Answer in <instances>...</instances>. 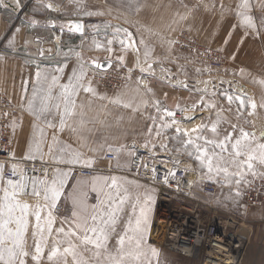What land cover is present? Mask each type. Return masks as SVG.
<instances>
[{
	"label": "crops",
	"instance_id": "crops-1",
	"mask_svg": "<svg viewBox=\"0 0 264 264\" xmlns=\"http://www.w3.org/2000/svg\"><path fill=\"white\" fill-rule=\"evenodd\" d=\"M195 1L192 4L186 0H138L131 5L121 0H33L27 11L22 9L24 0H20L19 7L16 0H3L6 7L0 6V89L22 107L21 113L9 121L10 148L13 156L20 160L49 162L55 166L54 174L57 171L67 173L64 195L58 202L62 208L53 211L56 217L54 231L51 236L45 233L44 254L39 264H52L47 254L54 243L59 242L61 250L67 247V238L56 233L55 229L63 226L67 230L68 224L63 221L70 220L73 211L83 214L73 205V199L80 193H87L85 203L90 210L92 205L106 199V193L110 191L107 185L111 184L112 178H116L121 195L124 189L127 190L128 200L123 211L118 213L115 231L110 233L108 252L116 254L118 239L129 219L134 223L135 216L139 214L138 206L133 212L137 198L143 204L147 197H151L149 224L143 244L145 256L141 258V264L166 263L164 249L158 250L151 242L157 208L156 189L144 180L128 175L134 150L156 156L161 143L174 147L177 137H182L184 142L196 136L182 135L173 126L162 127L169 124L160 119L161 116L169 118L165 116L164 109H181L197 104L200 111L197 125L204 121L207 126L199 132L200 136L217 142L224 140L227 130L223 123L218 124L216 133L211 131L212 119L217 121L219 114L221 121L230 119L231 128L236 126L239 132L243 129L254 133L253 146L264 143V107H261L264 105V83H261L264 81V55L261 51L264 32L260 40L255 22V28L248 27L241 24L242 16L238 14L234 18L229 10L221 13V9L215 10L200 0ZM48 4L52 7L48 8ZM89 12L103 15H87ZM70 20L83 21V34L65 31V24ZM53 26L61 27L65 32L59 46L52 43ZM117 27L131 33V43L125 41L127 35L123 31L116 33ZM182 31L207 46L224 51L227 63L219 78H205L197 68L201 64L193 62L185 52L172 49L173 35ZM9 41H12L11 46ZM129 44L133 46L126 47ZM101 61L127 69L136 67L140 74L129 76L122 86L110 90L91 81L88 76L87 64L94 66ZM149 64L152 65L151 70L141 71ZM187 64L192 65L189 67L194 68L193 71L196 69V76L189 73ZM81 71L84 75L80 83L84 87L91 86L95 95L85 92L83 87L78 88L71 97L75 102L74 113L65 117L61 86L69 83L74 72L80 75ZM139 76H146L144 85L139 82ZM53 77L58 79L53 82ZM208 86L214 88L210 90ZM238 86H243V89L237 91ZM227 93L228 96L241 97L245 106L241 107L236 99L230 103L225 97ZM117 97L131 103L132 107L125 108L110 102ZM30 100L33 102L32 111L28 108ZM251 102L257 105L255 110L251 108ZM45 106L47 111H42ZM81 121L85 122L82 128ZM180 150L186 155L182 159L193 167L192 162L186 159L190 147ZM74 153L81 154L80 162H71ZM107 153L115 155L111 164L104 159ZM85 161H91V164ZM108 166L110 169L106 170ZM80 167L94 169L95 172L91 176H81L76 173ZM8 180L19 181L0 173V198L4 188L12 191ZM18 199L32 208L44 203L43 199L26 200L20 196ZM29 220L26 247L29 252H34L39 237L32 235L34 217L29 216ZM72 243L77 245V251L89 264H109L105 259L106 253L102 252L96 258L91 246L86 249L75 237H72ZM153 248L158 252L157 256H152ZM259 253L258 258H263L264 252ZM27 264L36 262L28 257ZM67 264H73L71 256L67 257Z\"/></svg>",
	"mask_w": 264,
	"mask_h": 264
},
{
	"label": "snow or ice",
	"instance_id": "snow-or-ice-1",
	"mask_svg": "<svg viewBox=\"0 0 264 264\" xmlns=\"http://www.w3.org/2000/svg\"><path fill=\"white\" fill-rule=\"evenodd\" d=\"M20 0H16V4L19 7ZM0 6H5L3 0H0ZM48 8L52 5L48 4ZM241 8L249 7V0H242L240 5ZM87 15H103V13H86ZM238 15L242 16V23L248 27L255 28V23L251 16L243 12H238ZM76 31H81L82 26L77 24L75 26ZM123 31L129 38H131V33L127 29H121L117 27L116 33ZM12 41H9L11 46ZM109 44L111 41L108 42ZM142 43V42H141ZM121 44L124 41L121 40ZM133 46V44L126 45ZM100 47V45H97ZM147 55V51H146ZM95 63V62H93ZM96 67H104V65L97 64ZM152 69V65L149 64L147 69H141V71H149ZM62 71V69H61ZM84 73L81 71L80 75H76L74 72L73 77H70L69 83L67 85H62V96L64 99V113L65 117L71 116L74 113L75 102L71 98L78 88L83 87L85 92H90L95 95V90L91 86L84 87L80 80L82 79ZM40 73H37V78L39 81ZM58 78L53 77V82ZM264 83V81H261ZM151 91V89H146ZM35 95V94H34ZM102 99L104 97H101ZM227 99L231 103L233 99L239 100L241 107L245 106V101L241 97L228 96ZM113 104H120L125 108H131V103L124 102L120 97H117L110 101ZM57 108L59 105H56ZM206 107H215V105H205ZM257 105L255 102H251V108L255 110ZM264 107V105H261ZM30 111L33 110V102L30 100L28 104ZM42 111H47V107H43ZM160 109L157 107V112ZM165 116L172 118V124H175L174 119L175 113L164 109ZM161 120L164 119L163 116L160 117ZM186 119H192V117H186ZM220 123L219 114L218 119L211 125V131L216 133L217 125ZM85 122L81 121V128L84 127ZM171 125L165 123L162 127H170ZM64 127V119H61V130ZM206 125H199L197 128L191 130V133H196L202 131ZM234 129L236 126H233ZM77 131V129H73ZM178 133L183 132L185 135H190L188 130H181L177 128ZM159 135V132L157 133ZM254 133L250 134L240 129V136L235 138L232 142L231 134L226 136L222 141L208 140L200 135H196L195 139L189 138L183 142L184 147H192L196 153V159L200 161L201 167H207L209 173L215 172L217 175L223 173L226 178H229L231 182V176H238L239 178L235 180L237 185L248 183L245 179L246 173H251L253 176L257 175L255 171V164L259 163L264 165V143H259L254 145ZM55 140V138H54ZM203 140V144L197 143L196 141ZM212 145L213 149H219V152L212 151L207 147ZM231 149V151H229ZM39 150V146H37ZM63 151V150H62ZM228 152L231 157V163L241 171L236 173H229L228 168L221 166L220 162L224 161L223 153ZM193 153H189L191 156ZM80 153H74L71 162H80ZM243 157V159H241ZM217 163L213 164V161ZM86 164L90 165L91 161H85ZM15 170V166H13ZM3 166L0 165V173H2ZM67 179V173H61L57 171L52 180H43L34 182L32 195L41 197L43 199V204H38L35 208H32L26 202H21L18 196L24 193L25 185L21 181L13 182L8 180V186L12 189L9 191L8 188L3 189V197L0 198V264H27V258L31 257L36 264L42 259L44 254V249L42 244L46 240L45 233L51 236L54 228L56 217L53 215V211L57 208L58 202L64 195V186ZM110 191L106 193V199L99 201L98 205H92L90 210L86 205L85 201L87 199V193H80L78 197L73 199V205L82 210L83 214L77 211L72 212L71 219H65L63 223L68 224L67 230L61 226L55 229V232L61 234L63 237L67 238V247H63L61 250L59 242L54 243L51 251L47 254V259L52 262V264H67V257L71 256L73 264H89V261L84 259L83 256L77 251V245L72 243V237H75L80 241L82 245L88 249L91 246L93 250V255L99 258L103 253H106L105 259L109 264H141V258L145 256L143 251V244L145 243V234L147 231V226L149 224V213L151 212V197H147L143 204L139 203V198H137V205H133V212L135 213L137 206L139 207V214L135 216L134 223L130 218L128 221V226L125 228L124 233L120 235L118 239V247L116 254L108 252L107 242L109 240L110 233L115 231V226L118 220V213L123 211V205L128 200L127 190L124 189V194L121 195V188L117 184L116 178H112L111 184L107 185ZM115 189V191H111ZM93 187V191H95ZM27 194V193H24ZM239 195V193H237ZM31 209V211H30ZM29 216L34 217L33 227V237H39L34 245V252H29L26 247V234L29 229L30 220ZM131 233V235H129ZM152 256H157L158 252L156 249H151Z\"/></svg>",
	"mask_w": 264,
	"mask_h": 264
},
{
	"label": "built area",
	"instance_id": "built-area-1",
	"mask_svg": "<svg viewBox=\"0 0 264 264\" xmlns=\"http://www.w3.org/2000/svg\"><path fill=\"white\" fill-rule=\"evenodd\" d=\"M26 8L27 5L23 4L22 9ZM64 33L63 28L53 26L52 43L61 45ZM124 39L131 43L128 36ZM171 41L175 48L191 52L196 59L208 63L211 68L219 69L223 64V58L218 51L198 44L185 34H178ZM87 66L89 79L110 90L122 86L131 76L132 70H135L113 64L106 70L89 64ZM145 78L146 76L140 78L143 85ZM21 108L20 103L15 104L5 93L0 92V164L3 165L2 173L5 177L16 178L24 183V193L27 194L21 193L19 196L35 201L39 197L32 195L34 182L53 178L55 167L49 162L25 161L13 156L9 140V121L21 113ZM169 111L175 113L174 119L180 123L194 120L200 113L194 105ZM104 159L111 164L115 155L107 153ZM130 161L128 175L142 179L156 189L157 208L151 230V242L156 247H163L187 257L195 256L201 260V264H206L211 248L217 246L215 241L219 239L226 245H221L225 252H219L214 260L219 257L225 261L223 257L228 255L234 259L232 264L243 263L247 247L245 227L235 216L219 213L213 203L205 199L206 194L215 193L216 187L213 183L202 182L199 185L197 174L187 165L186 160L169 156L164 151L151 156L146 151L136 149ZM105 169L109 170L110 167ZM94 172V169L86 167L76 169V173L81 176H91ZM61 208L58 204L55 210Z\"/></svg>",
	"mask_w": 264,
	"mask_h": 264
},
{
	"label": "rangeland",
	"instance_id": "rangeland-1",
	"mask_svg": "<svg viewBox=\"0 0 264 264\" xmlns=\"http://www.w3.org/2000/svg\"><path fill=\"white\" fill-rule=\"evenodd\" d=\"M33 0H24L25 5H27V8L25 10L28 11L29 4ZM138 0H121L124 4H136ZM189 3L195 4V0H186ZM204 4L208 5L209 7H213L215 10L221 9V13L226 12L229 10L233 15L234 18H236V15L238 12H245L247 15L251 16L253 19V22L257 24V28H259V36L260 40H262L263 36L261 33L264 32V0H249V7L248 8H241L240 5L242 3V0H200ZM88 7L90 5L88 4ZM241 24L242 19H240ZM262 28V30H261ZM178 34H185L188 38L191 40L197 42L198 44L205 46L208 49H213L219 52L221 58H223V64L221 68L215 69L211 68L209 64L203 63L202 61L195 58L194 54L191 52L185 50V49H178L175 48L172 44L173 50H179L183 51L187 54V57L191 59L195 63L201 64V67H197L201 73L204 74V77L208 78H219L223 73V70L226 67V58H224L223 53L224 51L221 48L213 47V46H207L206 44H203L200 40L197 38L192 37L188 32L182 31L179 32L174 36ZM264 34V33H263ZM172 40V39H171ZM172 43V41H171ZM59 46V45H58ZM262 54L264 55V45L262 44ZM223 52V53H222ZM225 54V53H224ZM114 65V64H113ZM192 66L190 64H187V67ZM134 69V68H133ZM188 69V68H187ZM194 68H190L189 70L193 77L197 75L196 69L193 71ZM132 74H140L138 71V68L135 70H132ZM188 73V74H189ZM227 76L225 75V78ZM141 76H139V82H140ZM205 86V85H204ZM210 90L214 88L213 86H208ZM225 87H228L227 85ZM243 86L236 87L237 91H241ZM206 89V90H209ZM0 92L3 93L0 89ZM227 92V91H226ZM228 96V93L226 94V98ZM225 98V99H226ZM194 106H198L197 104ZM197 108V107H196ZM198 109V108H197ZM221 121L220 123H223V126H226L225 130H227V136L231 134L232 142H234L235 138H238L240 136V132L237 128L234 129L231 128V122L230 119ZM164 121L170 124L174 127V129L180 128L181 130H184L182 128V124H180L178 121H176L175 124H172V119L170 118H164ZM216 122L214 118L212 119V124ZM211 124V125H212ZM200 125V124H199ZM201 125H205L204 121L201 123ZM198 126V125H197ZM197 126L193 127L197 128ZM218 126V125H217ZM189 129V133L199 135V132L191 133V130ZM180 134L183 135V132ZM185 135V134H184ZM196 137V136H195ZM195 137H192V139H195ZM172 139V138H171ZM173 145L164 144L161 143L158 147L159 152H166L169 156L175 157V158H184L186 155L184 154V151L180 150V148H185L183 145L184 139L182 137L176 138ZM199 143L200 141H196ZM203 144V141H202ZM179 146V148L177 147ZM210 150L209 154L214 150L216 152H219V149H213L212 145L207 146ZM177 151V152H176ZM182 151L183 153H180ZM231 151V149H229ZM158 152V153H159ZM189 153H193L191 156ZM228 152L223 153L224 161L220 162L221 166L227 167L229 173H236L241 171V169L237 168L235 165L231 163V157L227 156ZM186 159H189L192 162L193 170L197 174V177L199 179V185H201L202 182H211L215 185L216 191L214 194H206L204 197L208 201L212 202L214 207L217 209V211L221 214H228L235 216L237 219H239L246 230H248V237H247V247L245 254L243 256V263L242 264H264V254L263 258H258L261 254L259 252H264V165H260L259 163L255 164V171L257 175L253 176L251 173L245 174V179L248 181V183H244L243 181L241 184L237 185L235 183V180L238 179V176H231V182H229V178H226L223 173L217 175L215 172L209 173L207 167H201L200 161L196 159V153L194 152V149L190 147V152L187 153ZM217 161H213V164H215ZM3 166V165H2ZM55 167V166H54ZM52 179V178H51ZM50 180V179H49ZM239 193V195L237 194ZM42 200V196L37 198L35 201ZM247 233V234H248ZM159 249H164L166 252V263L163 264H201V260L198 258H195V256L191 257L188 255H181L177 252H172L170 250H167L163 247H158ZM261 250V251H260ZM249 255V259H248Z\"/></svg>",
	"mask_w": 264,
	"mask_h": 264
},
{
	"label": "bare ground",
	"instance_id": "bare-ground-1",
	"mask_svg": "<svg viewBox=\"0 0 264 264\" xmlns=\"http://www.w3.org/2000/svg\"><path fill=\"white\" fill-rule=\"evenodd\" d=\"M131 41H132V39H131ZM143 82L145 83L144 80H143ZM197 120H198V118L197 119H194V120H191V121H188V122L186 121L184 123H180V122L179 123L182 124V128L184 130H189V129H192L193 127H195L197 125V123H198ZM244 233H245V236L248 237V235H249L248 230L245 229V232ZM215 245H217V246H214V247L211 248V251H210L211 255H210V258H208V261H206V264H232L234 262V259L232 257L228 256V255H225L223 257V259L225 261L220 260L219 257H218L217 260H214L215 258H217L219 252H225V249H223L222 246H224V247L226 246L223 243V241H220L219 239H217L215 241ZM193 255H195V254H193ZM241 264H242V262H241Z\"/></svg>",
	"mask_w": 264,
	"mask_h": 264
},
{
	"label": "water",
	"instance_id": "water-1",
	"mask_svg": "<svg viewBox=\"0 0 264 264\" xmlns=\"http://www.w3.org/2000/svg\"><path fill=\"white\" fill-rule=\"evenodd\" d=\"M79 24L82 26V30L81 31H76L75 30V26ZM65 31H69L71 33H75V34H78V35H81L83 34V21L81 20H70V21H67L66 24H65ZM97 64L99 65H104V67H98L99 69H102V70H106L108 68L111 67L112 65V62H109V61H101V62H96L94 64V66H96Z\"/></svg>",
	"mask_w": 264,
	"mask_h": 264
}]
</instances>
